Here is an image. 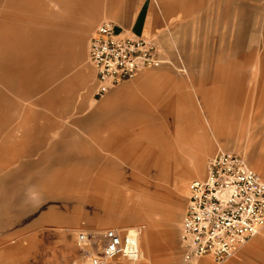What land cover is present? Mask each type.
Here are the masks:
<instances>
[{"label": "rangeland", "instance_id": "1", "mask_svg": "<svg viewBox=\"0 0 264 264\" xmlns=\"http://www.w3.org/2000/svg\"><path fill=\"white\" fill-rule=\"evenodd\" d=\"M225 1L188 0L186 23L172 35L167 51L171 64L143 70L96 101L91 97L94 73L88 60V44L100 23L92 29L76 27L74 44L70 46L76 64L75 108L60 117L61 123L75 124V141L59 149V155L109 159V171L120 175L124 184L108 186L121 187L128 198L126 206L136 215L122 218L114 213L119 189L86 190L93 198L114 203L105 206L106 210L86 202L69 218L52 221L42 216L50 208L65 212L64 203L41 200V192L29 182L26 208L18 220L14 212L10 225L0 228V264H81L74 244L76 233L111 227L140 230L141 258L135 264H180V223L187 204V186L204 178L208 159L218 149L237 153L264 180V95H259L257 60L264 48V0H238L228 6ZM54 7L57 16L59 5ZM234 9L244 12L242 21L234 19ZM50 30H44L41 53L44 95L56 91L58 75L63 71L60 60L67 57L63 51L66 42L64 47L58 44L57 37L48 36ZM235 33L245 38L234 46ZM144 82L148 83L150 95L145 102L157 118L146 121L141 131L128 128L124 134L134 136V148L125 145L121 153L126 150L123 155L130 153L133 157L123 158L110 142L105 146L103 139L108 131L104 125L85 127L79 120ZM164 114L168 116H164L166 120H162ZM174 116H182L187 122L175 121ZM20 119L18 112L11 117L13 123ZM163 122L167 125L163 126ZM194 161L196 174L188 172ZM93 170L95 174L99 164ZM195 264L215 263L204 257ZM223 264H264V228Z\"/></svg>", "mask_w": 264, "mask_h": 264}, {"label": "crops", "instance_id": "2", "mask_svg": "<svg viewBox=\"0 0 264 264\" xmlns=\"http://www.w3.org/2000/svg\"><path fill=\"white\" fill-rule=\"evenodd\" d=\"M236 1L227 0L226 6ZM187 3L188 0H0V228L10 225L14 212L18 220L26 208L29 182L41 192V200L54 199L64 203L65 212L50 208L42 216L52 221L69 218L70 213L75 214L86 202L103 208L114 203L93 198L86 190L119 189L115 195L118 209L114 213L122 218L136 215L126 206L128 198L121 187L108 186L115 182L124 184L120 175H112L113 172L109 171V159L99 157V160H93L85 156L75 159L68 154L59 155V149L68 148L69 143L75 141V124L60 122L61 116L68 115L75 108L76 64L70 46L74 44L78 25L92 29L106 21L112 23L121 36L152 38L167 55L172 35L185 22ZM54 4L59 5L57 16ZM218 4L220 6L219 1ZM232 12L235 20L242 21L244 12L239 9ZM45 28H51L48 36L57 37L58 44L63 46L66 42L67 45V48L63 46L67 57L60 60L63 68L58 75L60 84L52 95H44L41 53L44 51ZM60 37L63 38L61 41ZM244 38V35L235 33L232 44L239 45ZM257 60L259 95H264V48ZM92 84L91 97L96 101L93 97L95 73ZM82 85L83 81L78 87ZM148 88V83L144 82L137 89L121 93L79 120V124L85 127L104 125L108 131L103 139L105 146L108 147L110 142L123 158H132L133 154L123 155L126 150L121 153L125 145L134 148L131 139L134 136L127 137L124 133L128 128L136 127L141 131L146 121L157 118L145 102L150 97ZM17 112L21 119L13 123L11 117ZM164 116L167 114L162 120H166ZM177 117L173 119L187 122L184 117ZM164 125L167 124L163 122ZM96 164H99V170L94 174ZM191 164L188 172L196 174V161ZM169 217L170 213L167 220Z\"/></svg>", "mask_w": 264, "mask_h": 264}, {"label": "built area", "instance_id": "3", "mask_svg": "<svg viewBox=\"0 0 264 264\" xmlns=\"http://www.w3.org/2000/svg\"><path fill=\"white\" fill-rule=\"evenodd\" d=\"M88 60L97 100L143 70L171 64L152 38L121 36L110 22L99 24L90 37ZM187 192L180 264L204 257L223 264L264 228V180L237 153L218 149L206 163L204 178L190 182ZM139 233L138 228L83 230L74 244L81 264H135L141 258Z\"/></svg>", "mask_w": 264, "mask_h": 264}]
</instances>
